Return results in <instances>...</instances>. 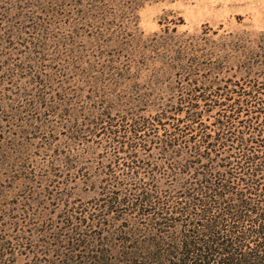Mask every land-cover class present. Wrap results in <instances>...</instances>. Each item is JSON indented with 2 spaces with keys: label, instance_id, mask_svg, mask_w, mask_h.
Here are the masks:
<instances>
[{
  "label": "trees",
  "instance_id": "obj_1",
  "mask_svg": "<svg viewBox=\"0 0 264 264\" xmlns=\"http://www.w3.org/2000/svg\"><path fill=\"white\" fill-rule=\"evenodd\" d=\"M135 47L127 59L100 53L101 64H72L79 78L95 73L88 83L101 97L84 116L62 112L55 160L70 175L105 177L91 205L63 187L52 194L59 226L41 224L35 264H264V31L207 26L189 36L167 27L144 51ZM22 53L16 60L38 62ZM63 71L41 72L40 82L49 89ZM47 95L33 107L55 112L62 101Z\"/></svg>",
  "mask_w": 264,
  "mask_h": 264
},
{
  "label": "rangeland",
  "instance_id": "obj_2",
  "mask_svg": "<svg viewBox=\"0 0 264 264\" xmlns=\"http://www.w3.org/2000/svg\"><path fill=\"white\" fill-rule=\"evenodd\" d=\"M98 4L93 0H0V255L4 256L0 264H35L33 246L40 243L41 224L59 226L62 207L52 194L63 192L61 187L81 207L98 197L95 190H100L105 176L70 175L67 165L54 156L67 132L59 125L64 110L71 108L84 116L86 108L101 97L88 83L95 73L87 70L79 78L72 64H87L81 59L89 63L96 59L101 64L95 57L100 53L106 58L120 53L127 59L133 56V46L144 51L149 39L167 27L189 36L200 34L207 26L219 29V34L252 37L264 31V0H140L137 10L130 0H101ZM12 32L19 37L10 38ZM98 34L103 37L94 40ZM131 34L136 38L134 45L129 41ZM30 49L37 64L16 60L18 53ZM11 63L17 65L10 68ZM58 68L64 71L45 88L40 73ZM232 71L228 67L226 75ZM104 89L107 94L115 92V86ZM45 92L51 101V97L62 101L55 112L44 105L33 107ZM46 139L52 143L48 150L42 148ZM55 169L62 171L60 176L54 175ZM53 180L60 185L58 190Z\"/></svg>",
  "mask_w": 264,
  "mask_h": 264
}]
</instances>
